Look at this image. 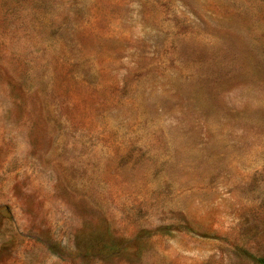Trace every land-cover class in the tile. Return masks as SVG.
Segmentation results:
<instances>
[{
	"label": "rangeland",
	"instance_id": "374dc122",
	"mask_svg": "<svg viewBox=\"0 0 264 264\" xmlns=\"http://www.w3.org/2000/svg\"><path fill=\"white\" fill-rule=\"evenodd\" d=\"M0 264H264V0H0Z\"/></svg>",
	"mask_w": 264,
	"mask_h": 264
}]
</instances>
